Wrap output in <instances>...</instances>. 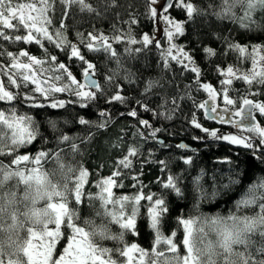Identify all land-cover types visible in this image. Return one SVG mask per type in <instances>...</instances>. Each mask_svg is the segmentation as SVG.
Listing matches in <instances>:
<instances>
[{
  "label": "snow or ice",
  "instance_id": "obj_1",
  "mask_svg": "<svg viewBox=\"0 0 264 264\" xmlns=\"http://www.w3.org/2000/svg\"><path fill=\"white\" fill-rule=\"evenodd\" d=\"M115 2L112 0L113 4ZM156 2L149 0L146 11L151 18L166 23L163 37L155 39L143 33L139 41L141 47H132L138 43L136 37L119 30L111 36L103 31L97 34L93 30L86 35L77 31L79 43L68 38L66 21L73 5L81 11L99 14L87 0H59L62 8L58 17L57 0H0V40L5 42L0 45L3 49L0 56L7 61L0 62V77H3L0 78V102L8 106L0 108V264H264V177L247 185L244 194L235 202L236 211L230 209L227 215L185 216L178 211L173 217L164 193L147 189L140 179L142 173L133 167L134 158L139 160L141 167L154 158L155 144L170 147L159 140L161 129L144 119L140 110L171 119L185 100H191L188 123L204 133L194 139L210 137L227 142L264 160V99L260 98L264 97V43L246 45L230 34L213 33L224 46L222 55L230 51L243 55L248 51L251 59V68L247 70L231 64L226 68L217 65V70L226 78L213 86L200 79L202 69L191 50L174 42V34L185 33V21L168 14V9L178 7L192 20L196 15H207V10L192 0H172L159 8L155 6ZM209 6L213 7L211 15L217 20L238 24L245 32H264V0H221L219 5ZM13 20L17 22L13 23ZM135 22V18L128 21L130 24ZM112 42H123V51L129 55L153 45L158 50L160 74L141 81L137 72L122 63L123 54ZM33 44L38 46L35 53L25 46ZM10 45H17L18 50H8ZM202 47L206 55L216 54V49L208 45ZM101 51L105 60L110 58L114 62V67L103 73V83L97 78V64L87 58L90 53ZM172 62L180 66L181 75L185 70L193 74L192 81L185 83L183 88L176 82ZM144 66L149 67L147 60ZM169 70L173 72L171 78L166 75ZM234 79L246 85V91L240 95L232 94L240 91L234 87ZM141 82L143 86L138 96L126 95L131 85L139 87ZM173 85L176 87L170 94ZM194 88L197 92L203 88L208 99L197 102L192 95ZM147 97H157L159 103L153 107ZM117 104L125 111L119 112L115 107ZM17 105H27L29 111L21 113ZM70 105L76 113V122L90 129L83 137L84 141L92 138L95 129H107L115 112L125 119L134 118L133 136L151 139L155 144L148 149L145 159H140V146L130 144L126 154L116 160L111 173L94 182L99 191H86L89 169L75 159L80 152L77 137L63 132L58 124L60 119L65 124L73 121L48 115L51 110L67 112ZM77 105L79 109H76ZM92 107L99 113L96 120L87 118L88 109ZM200 109L205 119L219 121L222 126H231L235 131L206 126L197 118L196 110ZM29 112L42 114L44 123L53 133H60L54 136L55 147H47L49 141L40 131V121ZM138 126H143V130ZM121 132L126 135L127 129L121 128ZM37 137L40 138L39 146L34 143ZM117 140L123 143L122 138L117 137ZM177 147L186 149L189 145L181 143ZM64 148L68 149L67 154ZM219 159L231 163L229 156ZM174 160L183 161L189 168L194 164L191 155L166 156L156 161L166 176H158L156 180L163 190L175 192L182 198L184 189L180 180L186 168L174 173L170 167ZM48 163L56 166L51 172L44 168ZM57 173L60 178L53 179ZM204 174L201 168L192 177L193 190L199 192L193 205L197 211L201 200L215 198L238 183L236 177L229 176L227 183L219 186L213 183L209 193L201 183ZM129 175L136 190L127 195L114 192V187H122L124 178ZM141 201L146 202L141 204ZM85 203L90 214L82 217L81 206ZM242 206L251 210L240 214ZM142 207L146 209L149 227L154 232L152 245L147 249L125 241L126 232L138 230L137 217ZM173 219L175 228L172 227ZM111 222L119 225L120 230L113 231ZM181 226L182 238L177 237V229ZM205 226H209L215 239L209 238ZM96 239H110L120 246L106 247L96 243Z\"/></svg>",
  "mask_w": 264,
  "mask_h": 264
},
{
  "label": "trees",
  "instance_id": "obj_2",
  "mask_svg": "<svg viewBox=\"0 0 264 264\" xmlns=\"http://www.w3.org/2000/svg\"><path fill=\"white\" fill-rule=\"evenodd\" d=\"M15 2H24V0H15ZM91 3L94 8L98 10L97 12L81 11L78 6L73 5L69 11V16L66 21L68 28L67 34L68 38L73 42L79 43L76 36V32L79 31L83 34H87L89 31L95 30L98 34L99 31H103L106 35H113L116 30L122 33L130 32L136 37L138 43L132 45V47H141L139 41L142 39L143 33H148L150 36L155 38V19L151 18L146 11L147 4L149 0H116L115 4L112 0H87ZM192 2L201 8L207 10V15L200 14L196 15L194 19L189 20L185 12L181 11L180 8H170L168 9V14L177 20L185 21V33L183 35L175 36V43L185 46L187 49L191 50V54L195 57L196 63L202 69V75L200 79L204 82H210L213 86L219 85V80L224 79L223 75L217 70L216 66L220 65L222 68H226L229 64L236 68L247 70L251 68V59L249 58V52L246 51L243 55L238 52L230 51L226 55H222L224 51V46L220 43V40L213 33H220L221 35L230 34L232 38L237 40L241 44L251 45L253 43L261 44L264 43V32H245L239 27L238 24H234L228 20H217L213 12V7L209 5H219L221 0H192ZM172 3V0L171 2ZM62 5H60L59 0L56 3V15L60 14ZM130 18H135V23H128ZM13 20V23H16ZM113 46L122 53V63L125 64L127 68L132 69L140 75L141 81L146 79L148 76H158L160 70L157 67V61L159 60L158 50L153 45H148L140 53H131V55L124 53V43L123 42H112ZM5 42L0 40V45H4ZM202 45H208L213 49H216L215 55H206L203 51ZM29 47L32 52L38 51V46L36 45H25ZM3 49L0 48V51ZM8 50L16 51L18 50L17 45L8 46ZM86 51V50H85ZM264 54V53H262ZM89 60L94 61L98 68L99 73L97 78L103 83V73L108 71L109 68L114 67V62L112 59L105 60V56L101 51L99 54L90 53L87 57ZM63 59V56L61 57ZM148 61L149 67L144 66V61ZM0 62H7L4 56H0ZM173 69L176 74V82L180 88H183L185 83L192 81L193 74L190 71L185 70L183 75L180 74V66L175 62H172ZM173 72L169 70L166 75L171 78ZM3 78V77H0ZM119 79V78H118ZM121 83L125 85L126 88L129 86L126 82L120 80ZM234 87L239 89V92H233V95H240L246 91V85L241 80H233ZM143 86L142 82L138 87L136 84L130 86V90L126 92L128 96H138L140 88ZM176 85H173L169 89L171 94L175 90ZM110 91V89H108ZM156 91H159L157 89ZM193 97L197 102L207 100L206 92L203 88L197 92L195 88L192 92ZM264 99V97H260ZM149 103L156 106L159 103L157 97H147ZM101 105L104 104L103 101L100 102ZM191 105V100H185L182 102V106L176 109L172 114L171 119H163L161 117L152 116L150 113H145L141 109V115L144 119H148L151 123L155 124L156 127L160 128L161 131L158 133L159 140L170 145L168 148H162L159 144H155V141L151 139H141L138 136H133V127L135 123L134 118L128 117L125 119L114 112V119L110 122L107 129H95L92 138L89 141H84L83 137L87 135L90 130L88 126L79 125L76 122V113L72 110V106H69L67 112L63 110H51L48 115L55 117H66L68 120L73 121L72 123L65 124L63 119H60L58 124L63 132L76 135L77 142L79 143L80 152L76 156V161L82 163L85 167L89 169L88 180L85 183V190H91L92 192H97L99 189L94 183L101 176H107L111 173L113 167L115 166L116 160L123 154H126L127 148L130 144H138L142 155L140 159H145L148 156V149L155 144L156 151L154 152V158L148 160L143 167L140 166L139 160L134 158L133 167L139 169L142 173L140 179L143 184L147 186L153 193L163 192L166 199L170 203V208L173 213V217L178 211H182L185 216L189 214L196 216L200 213L227 215L229 210L236 211V201L246 191L247 185L253 183L258 177H264V160L258 159L253 156L251 151L245 150L240 146H232L227 142L215 141L210 137L204 140H196L194 137L197 135L203 136L204 133L199 129H196L193 125L188 123L191 118L189 114V107ZM133 106L135 102L133 101ZM8 106L5 102H0V108H7ZM19 111L25 112L29 111L27 105H17ZM79 109V105L75 106ZM116 109L119 112H124L125 108L117 104ZM110 111H112V106L109 105ZM197 118L203 121L206 126L223 128L224 130H233L231 126L221 125L219 121H212L210 119H205L202 115L203 110H196ZM30 115L34 116V119L40 121V131L48 138V148L55 147L54 136L60 133H53L52 129L44 123L45 117L37 115L34 112H29ZM99 116L95 107L88 109V119L96 120ZM140 130H143V126H138ZM121 128H126L127 133L121 132ZM147 135V133H146ZM117 137L123 139L121 144ZM39 137L34 143L39 146ZM181 143L189 145L188 148L177 147ZM31 147V146H30ZM63 148V145H61ZM196 149L197 151L193 152ZM65 154H67L68 149H63ZM187 154L193 156L194 164L192 167H187L184 165L183 161L174 160L170 167L174 173L181 171V168H186L183 176L180 180V185L184 189L183 197H177L175 192H168L163 190L157 183L156 178L158 176L164 177L166 173L160 171V165L156 162L157 160L164 159L166 156L178 157L180 155ZM223 156L231 157V163L228 161L219 159ZM2 158V157H0ZM102 165V167H101ZM56 166L48 163L44 164V168L48 171H52ZM204 169V176L201 178V183L207 192L212 191L213 183L217 186L227 183L229 176L236 177L238 183L230 186V189L224 190L220 195L215 198H210L206 200H201L199 204V211L193 207L196 199L199 197V192L193 190L192 177L196 176L200 169ZM215 176V181L213 180ZM59 173L53 176V179H59ZM136 190L135 182L132 180V176L129 175L123 180V186L120 188L114 187V192H120L123 194H130ZM86 199V197H85ZM146 201H141L144 204ZM250 208L241 207L240 214L249 212ZM146 209H140V215L137 217L138 230L136 232L128 231L125 235L126 242H135L140 244L142 247L150 248L154 239V232L149 227L148 220L146 218ZM90 214V209L87 204L81 206V216H87ZM176 222L172 220V227L175 228ZM111 228L113 231H119V225L115 222H111ZM206 231L209 232V238L215 239V234L209 230V226H205ZM167 232V229L165 230ZM183 228L182 226L177 229V237L182 238ZM98 244H102L106 247H116L120 246L116 241L110 239H96ZM181 252L183 253L182 244L179 245ZM113 255H118L113 253ZM123 259V257H120Z\"/></svg>",
  "mask_w": 264,
  "mask_h": 264
},
{
  "label": "rangeland",
  "instance_id": "obj_3",
  "mask_svg": "<svg viewBox=\"0 0 264 264\" xmlns=\"http://www.w3.org/2000/svg\"><path fill=\"white\" fill-rule=\"evenodd\" d=\"M170 2H171V0H157L155 6L157 8H159L160 5H164V4L170 3ZM161 15H163V12H161ZM155 27H156V32H155V35H154L155 39H161L163 37V35H164V29L166 27V23L162 19L156 18L155 19ZM174 35L176 36L177 34H174ZM164 46L165 47L167 46L166 38H164ZM258 63H260V62L258 61ZM223 77L225 79L226 75H223ZM206 95H207V92H206ZM207 99H208V96H207Z\"/></svg>",
  "mask_w": 264,
  "mask_h": 264
}]
</instances>
